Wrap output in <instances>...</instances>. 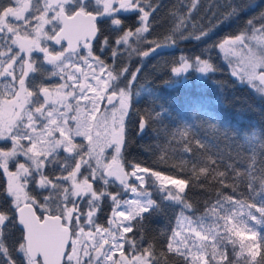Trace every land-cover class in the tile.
I'll return each instance as SVG.
<instances>
[{"label":"snow or ice","instance_id":"obj_1","mask_svg":"<svg viewBox=\"0 0 264 264\" xmlns=\"http://www.w3.org/2000/svg\"><path fill=\"white\" fill-rule=\"evenodd\" d=\"M200 2H182L170 13L173 35L164 38L169 43L151 41L156 47L142 55L193 38L184 33L195 27ZM159 7L155 0H0V170L11 201L0 210V264H21L14 254L24 264H264V134H252L258 149L233 155L218 147L211 152L201 139L193 148L191 126L184 125L157 145L152 165L122 161L130 85L140 69L120 88L117 82L128 69L114 65L122 46L132 48L130 38L144 42ZM228 7L224 19L238 11ZM127 13L135 14L138 26L126 24ZM217 26L198 28L194 38L208 37ZM94 43L100 53L110 51L113 65L94 54ZM218 47L244 64L241 79L254 86L259 81L264 90V11ZM176 63L174 73L216 70L203 54L182 55ZM53 78L60 82L49 83ZM109 89L111 95H101ZM105 98L109 104L116 99L119 107L100 116ZM159 116L146 111L141 133ZM106 149L114 150L108 162ZM177 152L195 154L191 168L184 159L170 163ZM30 184L40 190V200L29 194ZM197 188L215 196L205 200L202 215L189 196ZM34 205L50 214L37 216ZM105 205L107 226L97 222ZM165 205L179 208L175 226L162 250L145 246L144 222ZM17 227L20 236L9 246L7 237Z\"/></svg>","mask_w":264,"mask_h":264},{"label":"trees","instance_id":"obj_2","mask_svg":"<svg viewBox=\"0 0 264 264\" xmlns=\"http://www.w3.org/2000/svg\"><path fill=\"white\" fill-rule=\"evenodd\" d=\"M185 5L188 0H155L159 10L155 15V27L150 34H144V42L141 43L135 37L130 38L132 48L122 46L115 62V67L128 71L117 82L120 88H124L132 80V74L136 73V79L130 85L131 106L129 116L125 121V141L121 158L128 164L152 165L159 155L157 145L163 146L170 134L184 125H190L187 130L195 148V139L203 140L211 146V152L217 147L230 151L233 155L239 152L242 156L248 155L253 148L258 149L259 143L253 138V133L264 134V90L241 79L231 64L229 57L219 49L218 43L228 35L239 34L246 22L264 11V0H255V6L249 5V0H201L192 24L184 35H192L193 38L181 40L173 48H161L158 54L143 56L142 53L150 51L156 44H167L164 39L173 35V17L170 15L181 3ZM237 7L236 15L224 19V16ZM212 11H209V8ZM215 14V15H213ZM127 16L126 24L130 27L138 26L136 16L133 13L122 14ZM214 28L211 34L201 40L194 37L199 35L197 30L203 27L205 31ZM259 27V24L256 25ZM107 28V25H105ZM108 34L107 31L105 33ZM217 47L213 48V44ZM98 45V44H97ZM95 53L101 54L102 59L109 65H113L110 51L100 53L98 48ZM204 59L211 57L216 70L200 73L197 67H190L184 72L174 73L172 67H178L176 61L180 56H201ZM139 93V95H137ZM148 110L153 114L160 113L159 118L146 128L142 134L138 133L140 117ZM215 126V130L210 127ZM0 147H4L0 143ZM10 147V143H8ZM179 147V146H177ZM210 153H204L208 155ZM195 154L180 155L179 152L170 160V163L179 165L181 159L189 161L191 168ZM203 155L200 157L203 159ZM127 169V164H126ZM178 178H184L183 176ZM7 176L0 170V210L9 207L11 201L4 195ZM29 194L38 200L41 196L39 189L29 186ZM42 195H48L43 192ZM191 202L196 208V215H202L205 210V200H214L213 193L196 189L189 193ZM51 207V205H49ZM39 211L40 207H37ZM43 209V208H42ZM164 211L153 213L144 222L145 246L153 245L162 250L165 240L170 235V229L175 226L176 214L179 208L164 206ZM191 214V213H189ZM110 215V209L105 205L102 212L98 213L99 224H106ZM20 236L19 228L13 229L7 237V244L13 245ZM14 258L24 264L19 255ZM163 264V262H162Z\"/></svg>","mask_w":264,"mask_h":264},{"label":"rangeland","instance_id":"obj_3","mask_svg":"<svg viewBox=\"0 0 264 264\" xmlns=\"http://www.w3.org/2000/svg\"><path fill=\"white\" fill-rule=\"evenodd\" d=\"M229 59H230V61H231V64H232V67H233V69L237 72V73H239L238 75H240V77H241V75H243V73H244V69H245V66H244V64H242V63H239L238 62V57H236V56H231V57H229ZM199 72L200 73H204V72H201L200 70H199ZM257 72H259V69H257ZM244 81H247L248 82V80H247V78H245V79H243ZM256 87H258V88H260V85H259V81H257L256 82ZM109 93H111V89H109L108 91H107V93L105 94V93H101V95H108ZM91 95V94H90ZM106 99V98H105ZM105 99H102V100H100L99 101V109H100V112L98 113V115H100V116H102L106 111H111L112 110V107H113V105H115L117 108L119 107V105H118V102H116V103H114V104H110V105H105ZM126 119V118H125ZM103 142V140H101V143ZM109 151V150H108ZM107 151V152H108ZM108 161H110V159L109 160H107V162ZM126 170H130V169H126ZM86 231H87V229H85Z\"/></svg>","mask_w":264,"mask_h":264},{"label":"flooded vegetation","instance_id":"obj_4","mask_svg":"<svg viewBox=\"0 0 264 264\" xmlns=\"http://www.w3.org/2000/svg\"><path fill=\"white\" fill-rule=\"evenodd\" d=\"M93 48L94 49H96V48H98V45L96 44V43H94L93 44ZM94 54L95 55H99L100 57H101V59H102V55L101 54H97V53H95L94 52ZM35 58L36 59H42V57L41 56H39V54H36L35 55ZM49 69H50V66H49ZM37 82L39 83V80H37ZM60 81L58 80V79H56V78H53L51 81H49V83H51V84H56V83H59ZM111 95V94H110ZM117 102V100L116 99H114L113 101H112V103L111 104H114V103H116ZM108 105H110V104H108ZM107 105V106H108ZM130 110V109H129ZM126 120V119H125ZM78 142H79V140H78ZM10 143V142H9ZM103 143V142H102ZM11 146V145H10ZM109 150V151H108ZM108 151V152H107ZM113 153H114V150L113 149H106L105 150V152H104V158H105V162H107V160H109V159H111V156L113 155ZM20 160L21 161H23V157H21L20 158ZM9 168H10V170L11 171H15V165L14 164H10L9 165ZM57 174H59V173H57ZM29 186H33V185H29ZM36 208H37V206H36ZM37 210H38V208H37ZM40 210L41 211H39L38 210V212L40 213V214H42V213H45L46 211H44L42 208H40ZM101 225H103V224H101ZM104 226H107V223L106 224H104Z\"/></svg>","mask_w":264,"mask_h":264},{"label":"water","instance_id":"obj_5","mask_svg":"<svg viewBox=\"0 0 264 264\" xmlns=\"http://www.w3.org/2000/svg\"><path fill=\"white\" fill-rule=\"evenodd\" d=\"M113 100H114V99H113ZM107 103H109L108 100H107ZM138 128H139V123H138ZM145 130H146V129H144L143 132H145ZM143 132H142V133H143ZM138 133H139V134H142L141 131H140L139 129H138ZM33 209H34V211L36 212V215H37V216H40V214L37 212V210H36V208H35V205L33 206ZM49 214H50V213L46 212V213H44L43 215H49Z\"/></svg>","mask_w":264,"mask_h":264}]
</instances>
